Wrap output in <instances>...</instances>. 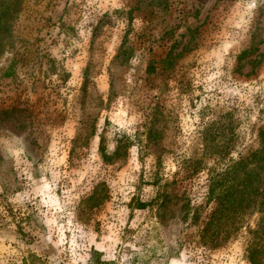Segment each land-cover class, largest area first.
Returning a JSON list of instances; mask_svg holds the SVG:
<instances>
[{
    "label": "rangeland",
    "instance_id": "374dc122",
    "mask_svg": "<svg viewBox=\"0 0 264 264\" xmlns=\"http://www.w3.org/2000/svg\"><path fill=\"white\" fill-rule=\"evenodd\" d=\"M20 5L0 26V264H252L248 230L201 229L211 179L264 130V0Z\"/></svg>",
    "mask_w": 264,
    "mask_h": 264
},
{
    "label": "trees",
    "instance_id": "16d2710c",
    "mask_svg": "<svg viewBox=\"0 0 264 264\" xmlns=\"http://www.w3.org/2000/svg\"><path fill=\"white\" fill-rule=\"evenodd\" d=\"M20 3H22V0H0V26L6 24V27H11L9 21L15 18V13L21 8ZM130 33L131 31L127 32L125 40L117 53V61L115 62V65L117 63L125 66L129 61L130 55H127L126 44L129 41L128 37ZM172 50V48L169 50L167 57L162 60V62L166 61L168 65H172L173 62H170ZM240 58L242 59V56ZM121 59L124 60L121 61ZM176 59L177 58H175V60ZM10 67L12 68L13 66ZM157 70L158 67L156 62L154 60L151 61L147 68V73L153 74L157 72ZM156 125L157 123L152 119L146 135L147 144L153 146V148H155L162 139L156 129ZM213 131L215 130H211V132L206 134L207 138L205 142L209 143L208 140H211L213 147H218L216 149L217 153H223L225 151V144L220 151V147L216 145L217 137L214 135L215 133ZM220 134H222V132ZM258 136L259 139L257 141L259 146L257 148L250 149L245 154H239L238 159L234 161L233 165L225 168L224 173L221 174L219 180H216V177L214 176L211 179L209 194L214 195V204L209 211L208 220L201 229L242 230L245 228L248 230L249 240L245 252L247 259L252 264H264V186L262 183V176L264 175V130H260ZM130 145H132L130 140L126 143L120 141L116 150L110 154L102 148L104 153L103 158L107 161L117 160L127 153ZM153 151L154 153H157V157L160 159V153L156 152L157 150L155 149ZM207 154L209 153L204 152V155ZM212 154L213 152H210L209 155ZM202 159L203 156L196 159L195 163L203 166L204 162ZM158 163L160 164L159 161ZM231 173L234 174V177L232 178L233 182H231ZM153 176L155 177L153 183L159 185L162 179L160 177V170L154 172ZM97 194L98 191L95 190L86 201L90 203L96 202L97 198L95 196ZM160 196L162 198L161 206L170 202V193L164 191ZM138 206L144 209L148 204L138 202ZM254 212L260 214L257 226L255 228H252L249 225L244 226L246 216L251 215Z\"/></svg>",
    "mask_w": 264,
    "mask_h": 264
}]
</instances>
